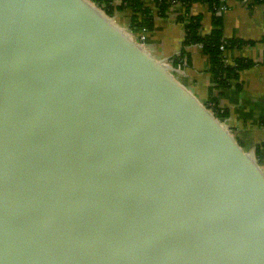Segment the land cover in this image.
Segmentation results:
<instances>
[{
    "label": "water",
    "instance_id": "1",
    "mask_svg": "<svg viewBox=\"0 0 264 264\" xmlns=\"http://www.w3.org/2000/svg\"><path fill=\"white\" fill-rule=\"evenodd\" d=\"M85 0H0V264H264V174Z\"/></svg>",
    "mask_w": 264,
    "mask_h": 264
},
{
    "label": "crops",
    "instance_id": "2",
    "mask_svg": "<svg viewBox=\"0 0 264 264\" xmlns=\"http://www.w3.org/2000/svg\"><path fill=\"white\" fill-rule=\"evenodd\" d=\"M121 1L114 0L117 6ZM148 4L152 9L155 7L154 2ZM116 13L118 23L124 25L121 31L134 42L143 44L146 52L157 62L171 65L172 77L199 103L205 105L210 96V88L214 85L209 57L200 47H193L189 49V58H184L183 64L175 61L184 42V25L178 21L184 9L175 6L166 17L155 14L152 30L137 31L131 30V11H116L111 17ZM190 13L192 16H201V35H209L214 29L213 13L209 5L194 4ZM222 18L225 39L252 43L241 49H227L226 63L231 65L238 59H245L254 65L242 71L239 80L233 82L230 88L217 90L214 96L219 98L220 107L229 112L228 117L222 121L224 129L232 133L241 143L244 153L254 158L260 170L264 171V150L257 156L258 147L264 144V3L246 4L241 0H227ZM109 19L117 27L113 18Z\"/></svg>",
    "mask_w": 264,
    "mask_h": 264
},
{
    "label": "trees",
    "instance_id": "3",
    "mask_svg": "<svg viewBox=\"0 0 264 264\" xmlns=\"http://www.w3.org/2000/svg\"><path fill=\"white\" fill-rule=\"evenodd\" d=\"M248 1L251 4L264 3V0H241ZM113 0H96V6L106 15H113L115 10H129L133 13L131 30H152L154 26L155 14L160 17H166L167 13L178 4L184 9V13L178 18V21L184 25V42L179 56L175 61L183 64L184 58H189V49L193 47H201L205 55L209 57L210 73L213 76V87L210 88V96L205 103V108L212 112L218 122L224 121L229 112L222 109L219 105V98L214 96L215 91L228 89L232 83L239 80L240 73L253 67L254 63L245 59H238L229 65L225 61V53L221 51L224 46L227 49H241L245 45L252 43L241 40H227L223 34V18L222 14L218 15L226 3L221 0H153L155 7L153 10L148 3L143 0H122L121 5L114 7ZM208 4L213 13L214 29L209 35H201L202 18L201 16H192L191 8L194 4ZM148 4V5H147ZM237 143L242 147L241 143L235 138ZM264 148V144L262 146ZM262 147H258L257 156L260 155Z\"/></svg>",
    "mask_w": 264,
    "mask_h": 264
},
{
    "label": "built area",
    "instance_id": "4",
    "mask_svg": "<svg viewBox=\"0 0 264 264\" xmlns=\"http://www.w3.org/2000/svg\"><path fill=\"white\" fill-rule=\"evenodd\" d=\"M86 2H88V3H90V4H92V5H96V3H95V1L96 0H85ZM144 2H146V3H148V2H150V3H152L153 2V0H143ZM222 2H227V0H221ZM246 4L247 3H249L248 1H244ZM112 5L113 6H117V4L114 2V0H113V2H112ZM120 5H121V3H120ZM119 5V6H120ZM177 6H180L179 4L177 5ZM226 9V6H225V8L221 11V12H219L218 13V15H221L222 13H223V11ZM143 39V38H142ZM138 43V42H137ZM139 44V43H138ZM139 45H141V47L144 49V45L143 44H139ZM201 48V47H200ZM202 49V48H201ZM221 51H223L224 53H225V51H226V48L224 47V46H222L221 47Z\"/></svg>",
    "mask_w": 264,
    "mask_h": 264
},
{
    "label": "rangeland",
    "instance_id": "5",
    "mask_svg": "<svg viewBox=\"0 0 264 264\" xmlns=\"http://www.w3.org/2000/svg\"><path fill=\"white\" fill-rule=\"evenodd\" d=\"M118 5V4H117ZM114 7H116L117 8V6H114ZM117 10H115V12H116ZM103 12V11H102ZM114 12V13H115ZM104 13V12H103ZM105 14V13H104ZM105 16H107L108 18H113V20L116 22V24H117V28H119V30H122L123 28H124V25H122V24H120V23H118V19H116V18H118V13H116L114 16H109V15H106L105 14ZM217 95H218V93H217ZM222 124H223V122H222ZM263 146V143L260 145V147H262ZM262 150H264V148L262 147V149H261V151ZM262 174H264V171H262L261 172Z\"/></svg>",
    "mask_w": 264,
    "mask_h": 264
}]
</instances>
